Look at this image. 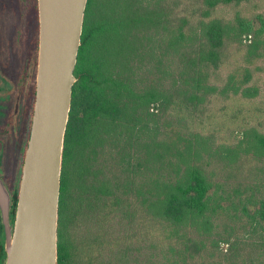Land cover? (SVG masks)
I'll return each instance as SVG.
<instances>
[{
  "label": "trees",
  "instance_id": "16d2710c",
  "mask_svg": "<svg viewBox=\"0 0 264 264\" xmlns=\"http://www.w3.org/2000/svg\"><path fill=\"white\" fill-rule=\"evenodd\" d=\"M98 1L88 0L75 68L58 264H132L138 231L151 264H264V181H248L240 147L251 138L264 154L263 133L230 120L229 104L221 116L206 108L217 95L256 96L249 69L225 85L214 78L230 43L253 37L250 59L261 56L264 14L234 22L217 13L243 0H116L117 13L103 20ZM24 11L37 12V0H0L7 20ZM234 121L246 137L238 145L218 138ZM173 122L180 128L167 130Z\"/></svg>",
  "mask_w": 264,
  "mask_h": 264
},
{
  "label": "water",
  "instance_id": "95a60500",
  "mask_svg": "<svg viewBox=\"0 0 264 264\" xmlns=\"http://www.w3.org/2000/svg\"><path fill=\"white\" fill-rule=\"evenodd\" d=\"M88 0H38L37 97L6 264H58L59 202L65 134ZM11 193L0 177L9 222Z\"/></svg>",
  "mask_w": 264,
  "mask_h": 264
},
{
  "label": "flooded vegetation",
  "instance_id": "af4514ba",
  "mask_svg": "<svg viewBox=\"0 0 264 264\" xmlns=\"http://www.w3.org/2000/svg\"><path fill=\"white\" fill-rule=\"evenodd\" d=\"M0 15V177L11 193L9 222L0 208V264H6L7 240L14 231L23 168L37 97L40 19L37 12ZM4 17V18H3Z\"/></svg>",
  "mask_w": 264,
  "mask_h": 264
},
{
  "label": "rangeland",
  "instance_id": "374dc122",
  "mask_svg": "<svg viewBox=\"0 0 264 264\" xmlns=\"http://www.w3.org/2000/svg\"><path fill=\"white\" fill-rule=\"evenodd\" d=\"M119 3L116 0H100L95 5V11L97 18L105 20V15H111L115 11L117 13ZM123 6V5H122ZM220 10H217L218 14L222 16L225 20H232L236 22V15H241V17L245 18H253L258 14H264V0H243L239 5L230 4V5H220ZM110 13V14H109ZM232 17V18H231ZM110 37V35H109ZM106 38V34H105ZM252 38H248V40H243V44L237 43H230L228 44L227 48L225 49L226 54V62L218 69L219 83L225 85L229 81V75L235 73L237 79L242 80L245 78V69H249L250 79L245 83L247 86L257 88V94L254 97H250L249 99L245 100H236L231 103V99L226 98L222 95H217L214 97V100L206 104V108L212 112L216 116H221L223 112L221 110L229 104V109L227 113L230 115L229 119L234 120L233 116H241L243 119H240L238 122L244 123V125H254L256 128L263 133L264 136V49L261 48L259 52H261V56H252L250 59V49L249 43L252 41ZM240 45V46H239ZM247 101V103H246ZM257 106V107H256ZM259 109V111H257ZM232 127L229 129H224L221 131L220 135L218 134V138L221 135L226 136V139L229 140V144L231 145H238L240 143L239 140L245 139L244 134L241 132L244 129H239L237 127V122L234 121ZM177 123L168 124L167 130L170 128L177 129L179 127ZM182 126V125H181ZM248 127V126H247ZM180 128V127H179ZM183 130H187L183 127ZM238 143V144H237ZM253 141L250 138L245 139L241 143L242 149V161L243 167L245 172L244 175L248 177V181L253 183L255 181H264V154H261L256 151V147L253 146ZM246 151V153H245ZM259 153V154H257ZM224 174L221 173L220 177H223ZM235 180H230L229 185L233 186L236 185ZM118 219V218H117ZM115 219L114 221H117ZM231 220V219H230ZM243 220V222H245ZM243 222L241 224H243ZM79 227L80 231H78L79 235L82 234L83 225ZM121 226V225H120ZM119 224L117 225L116 235H121L122 239L126 238L127 231H124ZM141 227L140 225H137ZM76 226V230H77ZM142 229V227H141ZM220 228H217V230ZM137 234L132 238V246L133 250L130 251L131 258L133 259L132 264H151L154 251L149 246V238H146L145 234H141L139 231L136 232ZM126 234V235H125ZM134 234V233H133ZM131 239V240H132ZM117 246L120 247L123 245V241H119ZM224 247V245H223ZM226 247V245H225ZM108 245L105 246L103 253L105 255H109L108 253ZM129 255V254H128ZM214 258H209V260H205L208 262L207 264H214ZM136 261V262H135ZM200 263V259L196 264Z\"/></svg>",
  "mask_w": 264,
  "mask_h": 264
}]
</instances>
